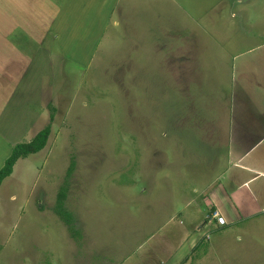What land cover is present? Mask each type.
I'll list each match as a JSON object with an SVG mask.
<instances>
[{"label": "rangeland", "instance_id": "374dc122", "mask_svg": "<svg viewBox=\"0 0 264 264\" xmlns=\"http://www.w3.org/2000/svg\"><path fill=\"white\" fill-rule=\"evenodd\" d=\"M7 79L0 168L50 134L0 186V264H264V195L222 193L228 127L264 115V0H0Z\"/></svg>", "mask_w": 264, "mask_h": 264}, {"label": "crops", "instance_id": "0c3cea01", "mask_svg": "<svg viewBox=\"0 0 264 264\" xmlns=\"http://www.w3.org/2000/svg\"><path fill=\"white\" fill-rule=\"evenodd\" d=\"M18 2L21 3V0H18ZM8 81L9 79L5 80L4 84L2 83L0 84L4 86H8L10 83ZM260 119H261L260 121H252L251 118H245V119L237 118L236 120L232 121L230 128L228 127L227 129L226 141H228V143L231 144L233 142H236L237 140H241L242 143L239 146L243 149V151L236 156L234 162V165L236 166L235 167L236 170L233 173V175L229 177L231 182L234 184L233 189L235 190H233L230 193H228L226 189L225 190L221 189V190L222 193H224V198L233 201V204H235V206L232 204L234 212H237L239 214V212L237 211L239 209L240 211H242L240 212V214L243 217L252 216L251 213H247L248 210L252 209V206L249 205H254L256 203L260 204L259 198L264 195V192L263 193L260 192L261 190L264 189V170L262 168L264 167V155L261 159H258L256 157L252 158L250 156L248 157L247 160L244 159L246 158L245 156H247L250 153V151L255 147L256 143L254 141L259 139L256 138V132L257 131H259L260 133L264 132V115H261ZM232 130H234L235 136L234 135L231 136V133L233 132ZM253 131H255V136L251 135V132ZM1 139H3L2 134L0 135V140ZM248 141H251V145L248 148H246V144L248 143ZM212 196H213V200L211 201L213 203L211 204L213 205L212 209L214 211L215 210L221 211L220 213L221 214L223 213L222 216L228 218L224 209L221 206H219V204H217L219 202L218 198L216 199L215 195ZM196 228H198V225Z\"/></svg>", "mask_w": 264, "mask_h": 264}, {"label": "trees", "instance_id": "16d2710c", "mask_svg": "<svg viewBox=\"0 0 264 264\" xmlns=\"http://www.w3.org/2000/svg\"><path fill=\"white\" fill-rule=\"evenodd\" d=\"M49 134L50 126L47 125L42 130H40L29 142L18 143L13 146L11 153L5 159L2 168H0V186L2 182L12 174L13 167L19 159L26 158L31 154H36L46 146ZM71 167L69 171L71 170ZM64 200L65 190L61 188L60 192L57 194L54 212L65 224L69 225L71 224V217L64 208ZM213 211L214 210L211 209L210 213Z\"/></svg>", "mask_w": 264, "mask_h": 264}, {"label": "built area", "instance_id": "2783aa9c", "mask_svg": "<svg viewBox=\"0 0 264 264\" xmlns=\"http://www.w3.org/2000/svg\"><path fill=\"white\" fill-rule=\"evenodd\" d=\"M210 214H211V216H210L211 219H213V218L216 219V220L219 219L218 222L222 221V217L219 216L217 212H211Z\"/></svg>", "mask_w": 264, "mask_h": 264}]
</instances>
